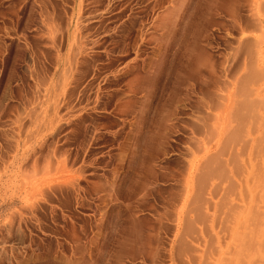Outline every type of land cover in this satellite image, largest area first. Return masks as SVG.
I'll return each instance as SVG.
<instances>
[{"label":"rangeland","instance_id":"rangeland-1","mask_svg":"<svg viewBox=\"0 0 264 264\" xmlns=\"http://www.w3.org/2000/svg\"><path fill=\"white\" fill-rule=\"evenodd\" d=\"M0 264H264V0H0Z\"/></svg>","mask_w":264,"mask_h":264}]
</instances>
